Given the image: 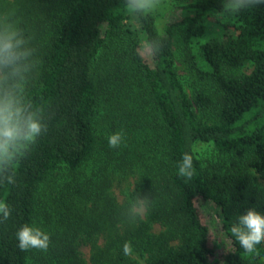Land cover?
Listing matches in <instances>:
<instances>
[{
	"label": "trees",
	"instance_id": "16d2710c",
	"mask_svg": "<svg viewBox=\"0 0 264 264\" xmlns=\"http://www.w3.org/2000/svg\"><path fill=\"white\" fill-rule=\"evenodd\" d=\"M219 7L220 0H194L181 9L190 67L216 87L189 94L176 66L174 22L163 28L154 14H129L124 0H0V16L14 14L32 38L39 63L28 98L47 126L16 166V183L0 182V201L11 209L0 223V264H85L79 232L93 236V264H264V242L249 256L229 231L249 207L264 214V4L223 25L210 18ZM158 39L160 54L142 59L141 45ZM103 60L111 83L95 81ZM116 132L122 141L111 148ZM198 143L212 144L233 172L220 178L207 170ZM185 153L190 180L178 175ZM121 182L129 192L119 201L113 186ZM48 185L56 193L47 209ZM138 194L151 205L131 222L125 210ZM208 205L218 216L214 245L200 213ZM26 224L49 235L47 251L18 247Z\"/></svg>",
	"mask_w": 264,
	"mask_h": 264
},
{
	"label": "clouds",
	"instance_id": "9594fccd",
	"mask_svg": "<svg viewBox=\"0 0 264 264\" xmlns=\"http://www.w3.org/2000/svg\"><path fill=\"white\" fill-rule=\"evenodd\" d=\"M258 4H264V0H220L212 18L217 24H227ZM166 6L167 0H124V9L129 14L152 15ZM31 40L14 14L0 16V182L9 184L16 183V166L47 129L41 113L28 98V85L39 63ZM162 48L161 39L149 40L141 45L138 54L150 60ZM121 141L119 132L108 137L111 148L118 147ZM194 171L192 157L185 153L178 164V175L190 180ZM150 205L149 195L138 194L129 200L125 215L129 221L136 222L146 215ZM10 214L9 205L0 201V223L8 220ZM229 231L246 255H258L257 246L264 242V214L249 207L237 216ZM16 238L22 251L32 248L47 251L50 242L46 232L27 224L17 231ZM122 250L125 256L132 255L129 242L124 243Z\"/></svg>",
	"mask_w": 264,
	"mask_h": 264
},
{
	"label": "rangeland",
	"instance_id": "374dc122",
	"mask_svg": "<svg viewBox=\"0 0 264 264\" xmlns=\"http://www.w3.org/2000/svg\"><path fill=\"white\" fill-rule=\"evenodd\" d=\"M13 0H3L5 3H11ZM194 0H167V6L163 11L157 12L154 15L157 16L161 26L164 28V26L168 22H174V28H173V50L175 53L176 58V66L178 73L182 79V82L185 86L186 91L189 94H192L196 89L199 88H206L213 93L216 94V87L215 85L210 82L209 80H201L199 79L196 74L194 73L193 69L190 67V62L188 60L189 54L187 50L184 47V35L186 32V22H183L181 19L182 15V7L184 5H187L188 3L192 2ZM213 14L210 15V18L212 20ZM235 21V18L231 20L229 23H233ZM151 61V60H149ZM252 68V65H246L245 67L241 68L240 72H249ZM94 78L96 82H99V77L102 76L104 79L107 80V82L111 83V75L109 73V66H107L104 63V60L101 64L98 66H95L94 68ZM109 77V78H108ZM106 82V83H107ZM105 84V82H103ZM207 120H213V111H205L204 114ZM196 150L198 152L199 158H201L204 167L207 170L214 171L216 173H219L220 178H224L225 176H229L233 172V167L231 166L230 162L227 160H224L223 156H220L217 151L214 149L212 144L210 143H198L196 145ZM125 182V181H123ZM121 182L120 186H113V192L116 194L117 199L119 201L123 200L126 195L129 192L128 186L123 184ZM214 191L218 190L215 187H212ZM55 190L52 189L51 185H48L44 192L41 193V197H43V200L45 203V208H50L51 203L53 202V198L55 197ZM213 206L208 205V207H200V213L203 221L207 223L210 226L211 229V244L214 245V239L218 238V230L219 227L215 228L212 225L211 220L213 219L215 223H218V216L216 213L213 212ZM105 234H110L108 229ZM155 230H158V226L155 227ZM112 232V230H111ZM114 234V233H113ZM112 234V235H113ZM78 236H81L84 238L83 242L79 245V250L81 252V255L84 259L85 264H93V255L95 254V251L93 249V245L91 243L92 237L90 235H86L84 232H79ZM97 245L100 247L103 245V239H98L96 241ZM138 258V257H137Z\"/></svg>",
	"mask_w": 264,
	"mask_h": 264
}]
</instances>
